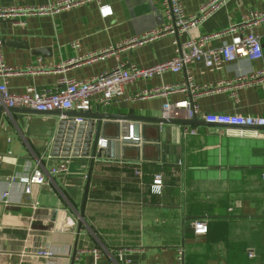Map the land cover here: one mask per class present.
<instances>
[{
	"label": "crops",
	"instance_id": "0c3cea01",
	"mask_svg": "<svg viewBox=\"0 0 264 264\" xmlns=\"http://www.w3.org/2000/svg\"><path fill=\"white\" fill-rule=\"evenodd\" d=\"M53 1L0 3L39 6ZM208 1L182 3L192 14ZM104 4L111 10L108 16L100 4L91 2L32 15L25 25L0 20L6 63L54 68L167 21L164 0H104ZM257 10H264V0H230L193 35L224 30ZM255 31L263 46L260 59L237 58L212 67L195 61L186 71H168L125 85L124 94L109 106L94 101L88 113L99 138L111 144L101 156L97 148L94 160L72 157L68 172L51 173L62 160L54 150L62 111L0 108V264H176L179 249L185 264H264V138L227 136L199 117L195 124L161 121L163 105L190 100L189 91L133 98L142 90L181 84L189 72L196 85L214 89L196 97L201 112L264 115V82H237L264 68V23ZM175 39L166 35L65 71L14 75L8 87L15 93L30 86L58 90L61 77L86 80L120 63L149 67L176 55ZM231 39L224 35L210 46ZM96 114L144 119H99ZM123 123L132 124L140 140L125 152L116 146ZM185 128L197 133H185ZM35 171H41L46 182L31 184L28 193L20 177H32ZM157 174L163 179L160 189L153 187ZM5 191L9 203L2 198ZM197 220L207 222V233H195ZM47 249L55 256L37 254Z\"/></svg>",
	"mask_w": 264,
	"mask_h": 264
},
{
	"label": "built area",
	"instance_id": "2783aa9c",
	"mask_svg": "<svg viewBox=\"0 0 264 264\" xmlns=\"http://www.w3.org/2000/svg\"><path fill=\"white\" fill-rule=\"evenodd\" d=\"M229 1L210 0L204 3L196 13L187 14L182 0H164L167 21L163 25L141 35L129 37L114 46L79 55L54 68L43 64L29 65L23 68L8 65L4 57V40L0 38V106L7 109L26 108L45 113L52 111H73L83 114L91 111L94 101L102 106H109L116 98L124 94V87L129 83L138 79H149L168 71L174 73L186 71L187 65L195 61H203L205 65L212 67L237 58H248L250 60L262 58L263 46L261 36L255 31V28L264 23V10L251 11L241 21L231 24L224 30L200 36L193 35V32L200 24L205 22ZM91 2L100 4L104 16L110 14L109 5L104 4V0H56L39 6H6L0 3V20L12 21L17 25H25L27 18L32 15L54 14ZM183 34L189 35L188 39L180 41L179 37ZM166 35L176 36V55L169 60L149 67H138L132 64L120 63L86 80L61 77L60 84L62 87L58 90L50 88L39 90L30 86L23 93H15L8 87V80L14 75L40 73L51 69L65 71L71 65L104 59L110 54H117L124 49L144 45ZM224 35H231V41L224 42L222 45L214 48L210 46L214 40ZM74 47H79V44L75 43ZM254 81L264 82V68L253 73L250 79H247V77L237 79V82L241 83L239 85ZM213 90L209 85H203L202 87L196 85L188 72L186 81L181 84H166L142 90L136 93L133 98L144 99L180 91H189L191 94L190 100H180L175 103L166 102L163 105L161 115L163 120L184 119L189 121L199 117L205 122L215 125L218 132L227 136L264 138V115L201 112L196 102V97L200 93H207ZM95 96L99 97L94 98ZM70 118L66 114L62 115V119ZM74 118L77 123L86 121V117L82 115H77ZM185 133L196 134L197 131L194 128L190 130H186L185 128ZM106 145L107 139H100L99 147H105ZM58 155L62 157V160L51 167V173L68 172L72 157L77 155H73L72 153L70 155H63L62 151H59ZM1 158H3L2 155H0ZM49 158H53V156L51 155ZM137 173L140 175L139 171ZM262 179L264 181V173ZM20 181L24 185L25 191L29 193L32 189L31 184L45 183L46 179L41 171H35L32 177L22 176L20 177ZM162 183V175L157 174L153 187L160 189ZM8 196L9 192L5 191L2 198L6 199ZM5 202L9 203V200L6 199ZM60 227L64 226L61 225ZM194 229L196 234H205L208 231V224L204 220H197L195 221ZM37 254L43 257L55 256V252L51 249L41 250ZM176 264H185L182 249L178 250Z\"/></svg>",
	"mask_w": 264,
	"mask_h": 264
},
{
	"label": "water",
	"instance_id": "95a60500",
	"mask_svg": "<svg viewBox=\"0 0 264 264\" xmlns=\"http://www.w3.org/2000/svg\"><path fill=\"white\" fill-rule=\"evenodd\" d=\"M0 108H3L0 106ZM16 108H11L10 110H15ZM31 110V109H29ZM70 112V111H69ZM69 112H63L66 113L71 117L70 119H62L57 135L55 138V154H58L59 151H62L63 155H70L71 153L73 155H79L82 154L83 156L91 157L93 160L96 157V150L97 148L100 149L101 152H98V156H101L102 151L104 148H107L106 146L111 144V141L107 139V145L105 147H99V135L97 133V124L90 118L92 116L89 115V113H77L74 112L77 115H82L86 117V121L77 123L75 121V116H70ZM45 113V112H43ZM95 117L99 119L103 118H114V119H121V120H139L144 119L142 117H133V116H126V115H108V114H96ZM163 122L168 123H189V124H195L198 121L193 119L191 121H184V120H163ZM207 123V122H206ZM209 124V123H208ZM121 130L122 134L120 138V141L116 142V146L120 147L121 150L125 152L130 145H137L140 143V140L138 137L134 136V126L130 123H123L121 124ZM173 148V147H168Z\"/></svg>",
	"mask_w": 264,
	"mask_h": 264
}]
</instances>
